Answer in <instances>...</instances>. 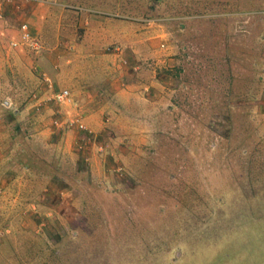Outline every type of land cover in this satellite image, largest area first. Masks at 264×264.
<instances>
[{
  "label": "rangeland",
  "instance_id": "1",
  "mask_svg": "<svg viewBox=\"0 0 264 264\" xmlns=\"http://www.w3.org/2000/svg\"><path fill=\"white\" fill-rule=\"evenodd\" d=\"M34 1L55 3L64 23L58 31L48 19L44 36L26 42L29 58L80 50L81 61L106 47L122 87L103 97L116 116L103 110L91 132L81 103L49 101L54 81L33 68L28 85L16 80L18 92L0 98L16 106L0 109L4 169L22 181L16 200L10 186L1 201L0 264H264V0H198L192 12L207 14L185 16L178 0H120L129 12L115 14L23 0L15 16L29 18ZM42 103L51 114L40 136L20 121L45 115Z\"/></svg>",
  "mask_w": 264,
  "mask_h": 264
},
{
  "label": "crops",
  "instance_id": "2",
  "mask_svg": "<svg viewBox=\"0 0 264 264\" xmlns=\"http://www.w3.org/2000/svg\"><path fill=\"white\" fill-rule=\"evenodd\" d=\"M34 2L35 3L33 4L35 5H32L30 7V11L32 12H30L29 18L26 19L23 13H21L18 17L15 16L16 9L20 10L19 4L21 2L7 3L4 0H0V6H1L0 14L2 15V18L0 19V98L2 97V99H8L9 97H11L8 96L10 95V93L12 94V92H18L16 91V89L12 91V86H15L13 83L16 80L19 82V84L24 83L28 85L29 80L27 74L25 73V69L28 70V68H33L38 73H41V75H45L46 77L49 76L50 78H52L51 81L52 80L54 81V86L57 88V90H55L53 87L54 91L68 89L70 91L72 101L81 103L80 105L81 110L83 111V113H86L84 115L83 121L89 127L88 128L89 131L91 132L92 130L95 131L100 130V126L104 124L103 121H101V116L104 114L103 110H106L107 114L110 113V115L113 118L116 116L115 108L113 106H110L109 101L105 100L103 97L106 94L109 95L113 94V96H118L121 93L120 91H118L119 87H122V84H120L121 74L118 73L116 67L115 68L113 67L117 60V58H115V54L111 55L110 53H108L107 48L105 47L106 49L104 48L102 50H100V48H91L94 49V51L90 52L87 59L86 56L84 55L85 53L81 52L82 53L81 61L79 60V58L76 57L78 56V52L80 50L77 51V54L73 53V55L62 54L61 56V54L58 53L59 52L58 50L56 56L52 55V53L50 54L47 53L45 55H38L36 53L37 54L36 58L33 59L29 58L25 53L27 51L26 47L31 45L27 44L22 40L20 25L23 23L28 24L29 32L32 35H35L36 38V37L44 36L45 34L44 29L48 22V19L56 24L55 29H57L58 31H62L63 23H64V21L61 20L62 12L60 13L59 18H57L56 21L53 19V16L55 15L53 9L58 10V8L51 6V5H55V3H52L51 5L49 4L42 5V4H36V1ZM89 19H86L84 22L86 25L84 27L85 30L86 27L90 25L91 18ZM101 23H103V25L97 29L98 35H101L102 32H104L105 30V28H102L104 27L105 22H100L99 24ZM88 30L90 29L88 28ZM56 38H55L56 43L62 46L63 41L60 42L58 40V36ZM140 41L137 40L136 42H140ZM13 42L17 44L16 47H11V44ZM79 43H81V41ZM80 47L81 44H78L76 42L73 43L69 42L67 43V46L64 48L66 49L69 48L70 50L75 51ZM38 50L40 49L37 48L36 52ZM63 62L64 64H67V68L68 66L71 67L75 66L76 69V71H74L71 70L72 69L71 67H69V73H66L67 75L66 78L62 77V74L64 73L63 65H62ZM60 74H61V79L59 77ZM60 85L66 86V88L65 87L59 88L58 86ZM47 91L49 94L51 93V90H47ZM2 102L4 103L5 101L3 100ZM2 102H0L1 110L2 109L8 110L13 106L16 107L14 105L15 102L12 100L7 101L8 106L5 107H1ZM44 105L46 106V103H42L41 110H43ZM47 108L48 107L46 106L45 107L46 110L44 109L45 110L44 114L46 113L45 115L35 118L32 117V115L27 116L25 119H21L20 123L26 122L24 124L29 126L34 124L36 126L35 128L36 131L40 136H42L43 133L41 130L45 128V124L43 123V120L46 118V116L51 114V111L47 110ZM0 117H1L0 125L4 126L7 123V119L5 118L6 122L4 123L2 116ZM29 117H31V119H29ZM99 122H101V124ZM20 123L16 125L19 126ZM16 125L13 126L14 127L13 129L15 130H17ZM5 152L6 153L4 154L0 152V215L1 216L2 213H4V211L9 210L8 209L9 203H1V201L4 200L7 202V198L9 197V193L11 191L9 187L10 186L12 188L14 187L13 189H15V191L19 190L17 193L13 195L14 200H16V198L18 197V193L21 191V182H22L19 181L18 183H16L18 179L16 178L17 173L13 171L16 170L15 168L11 166L12 167L11 169H7V170L4 169L6 160H11L10 157H8L9 151H5ZM51 158L53 159V157ZM38 168L48 169V166L43 167L41 163H39ZM19 169L23 173L26 169L28 170L26 165L20 167ZM40 169L39 171L42 175L43 170ZM51 173H53L52 169H51ZM24 188L27 189V187ZM17 204L19 203H14L13 205H11V207L14 206L16 207ZM23 214H26V212H23Z\"/></svg>",
  "mask_w": 264,
  "mask_h": 264
},
{
  "label": "trees",
  "instance_id": "3",
  "mask_svg": "<svg viewBox=\"0 0 264 264\" xmlns=\"http://www.w3.org/2000/svg\"><path fill=\"white\" fill-rule=\"evenodd\" d=\"M22 0H15V2H21ZM69 2V4H72L74 6H82L84 3L88 4L89 5V8L90 9H104L105 7L104 6H108V9H105L107 11H111L113 12V14L117 13L118 11H120L121 13H124V12H129L128 8H127V5L125 4H121L120 3V0H117V2H119V6H118V3H111L110 0H102V1H99V2H91L92 0H67ZM154 4H157V5H161V3H164L166 0H152ZM204 0H202L203 2ZM57 2L59 3H62L63 1L62 0H57ZM179 2V5H180V8L179 9V14L178 16L182 15V16H185V15H193V14H199V15H204V14H207V13H197V12H192V11H195L194 8L192 7V4H196L197 5H201V1H198V0H178ZM100 6L104 7V8H101ZM185 6V8L183 7ZM202 6H204V9L205 10H210L211 7H209L208 5L206 4H203ZM199 7V6H198ZM81 8V7H80ZM128 10V11H126ZM181 10L183 12H181ZM219 11V10H218ZM237 9L236 8H233V9H230V10H227V12H236ZM66 12H69L68 10ZM166 18H167V14H165ZM4 16V14H3ZM162 16V15H161ZM184 29V26L183 25H179V30H183ZM178 72H177V75L180 74V72L182 71V69L178 68L177 69ZM169 116H175V114L172 112L170 114H168ZM60 186V184H59ZM47 203L43 200L41 205H46Z\"/></svg>",
  "mask_w": 264,
  "mask_h": 264
},
{
  "label": "built area",
  "instance_id": "4",
  "mask_svg": "<svg viewBox=\"0 0 264 264\" xmlns=\"http://www.w3.org/2000/svg\"><path fill=\"white\" fill-rule=\"evenodd\" d=\"M7 3H14L15 0H5ZM2 18V15L0 14V19ZM20 31L22 34V40L24 42H33V37L32 34L29 32L28 30V26L26 23H23L20 25ZM17 44H15L14 42L11 44V47H16ZM47 86L48 88H51V81L50 79H47ZM53 101L56 104L59 105H68L69 103H71V97H70V93L68 90H59V91H53L52 94L50 95L49 101ZM3 104L8 105L7 102H4ZM34 108L35 109H39V107H41V101L38 100V98H35V103H34ZM69 125L70 126H75L76 128H78L81 131H85L87 130L84 125L80 122L79 119H75V120H70L69 121ZM89 133V132H88Z\"/></svg>",
  "mask_w": 264,
  "mask_h": 264
}]
</instances>
